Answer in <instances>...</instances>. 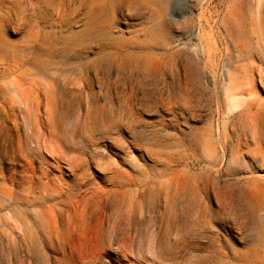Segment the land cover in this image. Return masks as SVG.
Segmentation results:
<instances>
[{"label": "bare ground", "instance_id": "bare-ground-1", "mask_svg": "<svg viewBox=\"0 0 264 264\" xmlns=\"http://www.w3.org/2000/svg\"><path fill=\"white\" fill-rule=\"evenodd\" d=\"M41 1L56 5V15L60 13L65 18H62V23L55 18L51 21L50 28L58 31L56 39L33 41L34 57L50 67L42 69L19 57L17 54L25 50L32 53V48H18L15 39L0 36V72H7L20 98L32 104L41 129L36 139L40 155H28L20 150L21 161L15 170L19 183L0 182L2 250H16L24 257L22 264H35V256L40 251L47 253V264H58L59 260L67 264H80L102 258L105 251L116 253L130 249L138 226L145 217L144 205L150 197L153 199L154 222L145 240L148 248L151 244H159L164 238L178 247L179 239L185 234L215 235L214 232L219 230L217 217L227 209L230 189H235L238 198L253 209L250 192L241 185L229 184L228 179L219 174L222 171L211 168L221 165L226 150L229 154L232 150V145L227 141L222 142L218 128V132L214 128L206 135L200 134L198 128L191 130L195 135L197 133V137L190 150L196 160L204 162L206 168L198 177H193L185 166L179 164L180 158L170 144L154 145L143 153L152 164L146 175L133 168L125 170L115 162L109 151L92 148L90 145L97 140L94 136L90 138L92 144L85 149L66 145L59 136L60 122L65 113L60 107L94 108L101 113L106 98L102 65L112 67L109 69L115 74L119 71L129 72V75L138 72L144 76H154L163 69V62L153 55L147 45L146 48L143 46L149 40L145 33L147 23H133L119 16L107 27L105 15L114 0ZM66 3L72 7L66 8ZM168 8L169 15L175 17L174 26L171 27V32L175 34L179 32L176 22L187 14L184 11L176 15ZM11 32L16 34L13 30ZM66 33L76 37L65 41ZM132 36L136 37V43L129 39ZM88 38L92 40L87 46L80 47L79 43ZM59 46H79V50L63 54L56 51ZM69 73L73 75L70 81L66 79ZM211 74L206 76L207 81L216 80V77H212L215 74ZM213 83L215 110L229 112L241 109L246 114H252L256 120L262 118L258 124L264 131V99H252L250 91L236 83L226 86ZM258 85L264 91L263 76L259 77ZM88 113L87 109L86 115ZM75 138L82 140V135L75 134ZM241 148L247 155L253 150L247 138ZM88 168L92 169L91 173ZM252 213V219H264V206L256 208L255 212L253 209ZM154 229L156 232L153 234ZM234 237L239 243L242 242L236 235ZM206 238L209 246L205 248L194 242L185 243L189 247L188 252L197 260L192 264H264V254L252 241L243 242L240 248L231 247L220 254V249L210 244L214 236ZM60 251L66 260L60 258ZM189 258L184 254L168 253L157 256L156 261L139 259V262L184 264L182 260Z\"/></svg>", "mask_w": 264, "mask_h": 264}, {"label": "rangeland", "instance_id": "rangeland-1", "mask_svg": "<svg viewBox=\"0 0 264 264\" xmlns=\"http://www.w3.org/2000/svg\"><path fill=\"white\" fill-rule=\"evenodd\" d=\"M127 1L114 0L108 7L105 15L107 27L119 16L133 23H147L145 33L149 40L143 46L150 48L153 55L163 62V69L154 76H144L138 72L129 75V72L118 71L115 74L109 69L112 67L102 65L106 92L103 111L100 113L94 108L80 109L72 105L60 107L65 112L60 122V138L68 146L76 145L85 149L94 136L97 140L91 143L92 148L109 151L119 166L125 170L133 168L143 175L152 168L143 153L154 145L170 144L180 158L179 164L185 166L193 177H198L206 168L204 162L196 160L190 150V145L197 137V133L195 135L191 130L198 128L200 134L206 135L211 129H219L217 132L222 142L227 141L232 145V150L230 154L226 150L223 165L211 168L217 172L222 171L219 174L227 178L229 184L241 185L250 192L255 212L256 208L264 206V131L258 124L263 119L256 120L252 114H246L241 109L229 112L215 110L213 82L217 84L220 78L217 86L236 83L249 90L252 99H264V91L258 85L259 77H264V0ZM174 1L178 3L173 11L176 14L185 11L187 14L176 22L179 32L175 34L171 32L175 17L168 12V7ZM71 7V4L66 3V8ZM55 9L56 5L41 0H0V36L15 39V46L27 49L32 48L35 39L53 41L58 31L50 28L51 21L55 18L62 23L65 19L63 14L56 15ZM71 17L73 19V15ZM73 37L76 36L66 33L64 40L69 41ZM129 39L137 42L135 36ZM91 40L88 38L80 42V47L87 46ZM78 48L59 46L56 51L69 54ZM104 51L108 54L107 50ZM33 52L32 48V53L25 50L17 55L42 69L51 66L37 60ZM207 73L215 74L212 77H216V80L207 81ZM66 79L72 80L73 75L69 73ZM14 86L7 72H0V182L17 185L19 182L15 170L21 161L20 150L28 155L39 156L36 139L41 129L32 104L22 100ZM87 109L89 117L86 115ZM75 134L82 135V140H76ZM245 138L253 147L248 155L241 150ZM91 170L88 168L89 173ZM253 209L238 198L235 189H230L227 209L217 217L219 230L214 232L215 235L185 234L179 239L178 247L164 238L158 240L159 244H151L148 248L145 240L154 222L153 199L150 197L144 205L145 217L138 226V233L130 249L116 253L105 251L102 252V258L80 264H141L139 259L156 261L157 256L168 253L190 256L182 261L184 264H192L197 260L188 252L189 247L185 243L194 242L205 248L209 246L206 236H214L210 244L219 248L220 254L251 241L264 254V219H252ZM152 231L154 234L156 229ZM107 235L109 239L110 231ZM234 235L242 242L236 241ZM58 255L63 261L66 260L61 251ZM35 258V264H47L46 252L40 251ZM23 261L24 257L16 250L0 248V264H22ZM58 264L67 263L59 260Z\"/></svg>", "mask_w": 264, "mask_h": 264}, {"label": "water", "instance_id": "water-1", "mask_svg": "<svg viewBox=\"0 0 264 264\" xmlns=\"http://www.w3.org/2000/svg\"><path fill=\"white\" fill-rule=\"evenodd\" d=\"M178 3V1H174L172 5H170V9L172 13L176 14V12L173 11L174 6ZM181 14V13H180ZM177 15V14H176Z\"/></svg>", "mask_w": 264, "mask_h": 264}]
</instances>
